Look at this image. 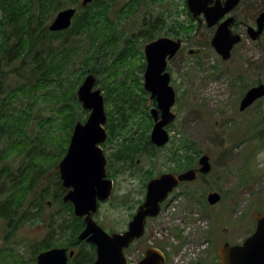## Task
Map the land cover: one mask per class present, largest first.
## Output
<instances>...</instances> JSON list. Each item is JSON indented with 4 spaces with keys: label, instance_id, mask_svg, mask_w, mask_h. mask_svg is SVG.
I'll return each instance as SVG.
<instances>
[{
    "label": "rangeland",
    "instance_id": "374dc122",
    "mask_svg": "<svg viewBox=\"0 0 264 264\" xmlns=\"http://www.w3.org/2000/svg\"><path fill=\"white\" fill-rule=\"evenodd\" d=\"M102 1L111 5L109 18L115 26L113 36L120 37L116 50L121 49L129 40V45L134 47L133 54L136 55L134 63L119 69L120 72L113 79H105L113 88L122 83L132 92L135 102L131 109L136 108L137 116L127 124V138L139 136L149 123L147 117H140V110L149 112L155 107L154 100L150 99L149 93L143 88L142 64L145 61L144 56L141 59V54L149 41L144 38L142 31L144 23L148 22L147 18L160 25V29H155V37L164 33L174 37V27L181 26L177 30L178 36L186 38V42L166 67L171 76L170 85L176 93V101L171 109L176 118L167 127L170 141L154 155L137 156L131 164L117 163L110 168V172L116 175L112 195L99 206L96 221L105 231L109 229L107 232L124 230L130 220L129 215L138 206L137 202L144 198L146 183L151 178L170 172L173 167V163L167 160L172 150L173 137L187 138L194 144L199 156L207 153L211 171L202 177L198 175L193 182L181 184L169 195L159 217L147 224V237L143 242L146 249L154 247L162 250L166 246L175 253L183 249L182 257L193 255L208 264L213 260L218 246L223 243H240L254 231L253 213L264 214V98L244 112L238 111L239 102L246 90L264 83V30L257 44L243 36L241 43L231 50L230 58L223 61L210 45L213 29L198 27L196 22H191L184 0H138V6L134 7L137 12L127 17L119 13L120 9L126 7L127 0ZM255 1L262 4L264 10V0ZM162 16L163 22L157 23V18ZM251 16L252 13L249 14ZM249 20L247 18L245 22ZM79 42L81 54L88 48L89 39L84 36ZM189 50H193V53L188 54ZM97 54L94 51V55ZM97 57L101 58V55ZM81 61L82 58L76 57L72 70L81 67ZM111 62L110 59L107 63L108 69L111 68ZM19 66V61L0 66L3 86L16 87L27 81V72ZM68 79H72L71 75ZM141 84L145 93L139 89ZM95 88H98L97 82ZM102 96L104 98L103 93ZM120 97L124 100L129 98L126 95ZM124 106L126 104L121 107ZM16 107L26 108L30 114L25 129L27 139L44 141L46 136L40 128L39 119L46 122L53 118L56 106L51 104L47 107L42 103L26 101L18 103ZM104 109L107 114V105H104ZM121 140L122 137L109 141L108 137L101 145L106 158L113 160L121 155L118 152ZM51 147L54 145L49 150ZM53 152H50L51 161L44 166L46 169L42 184L29 192L28 202L37 196L42 187H53L58 172L57 166L53 165L56 156ZM8 157L0 162V169L16 171L26 164V159L14 153ZM212 192L221 196L220 202L214 206L206 202L207 194ZM47 208H50V212L68 218L65 209L58 205ZM63 230L65 228L59 231L58 223L55 224V239L65 240L71 235L69 229L68 234L67 230L66 233ZM45 232L42 224H23L9 230L0 222V255L3 254L0 256V264H35L33 245L40 241ZM140 245L137 243L132 246L131 259L142 256L144 248ZM169 254L170 264H173L175 255L171 252Z\"/></svg>",
    "mask_w": 264,
    "mask_h": 264
},
{
    "label": "trees",
    "instance_id": "16d2710c",
    "mask_svg": "<svg viewBox=\"0 0 264 264\" xmlns=\"http://www.w3.org/2000/svg\"><path fill=\"white\" fill-rule=\"evenodd\" d=\"M80 1L0 0V66L19 61V68L28 74L27 81L16 87L3 86L0 81V162L13 153L26 159V164L16 171L0 169V200L5 202H20L31 187L40 183L46 169L44 166L51 161L52 150L56 155L53 165L57 166L65 155L75 123L84 122L88 115V112L81 110L76 97L78 86L88 74H93L98 79V88L104 95V103L108 108L106 129L109 141L122 137L118 150L121 155L115 157L117 163L131 164L135 157L154 155L159 150L149 142L151 120L147 110H140V117H147L149 121L141 134L125 137L127 124L137 116L136 108L131 109L135 102L132 92L122 83L113 88L105 80L113 79L120 72L119 69L134 63V47L129 45L130 41L127 40L126 45L116 50L120 37L113 36L115 26L109 18L111 5L108 2L94 0L82 7ZM135 6H138V0L127 3L124 9L119 10L120 15L129 16ZM67 7L77 9L69 29L49 32L47 25L54 15ZM174 28L176 30H173V33L178 35L177 30L181 26ZM84 36L89 39V45L80 54L79 41ZM111 48L114 51H109ZM94 51H97L101 58L97 57L98 54L94 55ZM76 57L82 58L81 67L72 70ZM110 59L111 68L108 69L106 66ZM141 59L143 60L142 54ZM144 67L143 63L142 71ZM69 75L71 80L68 79ZM141 87L142 84L139 89L145 93ZM125 95L129 98L124 100L120 97ZM26 101L42 103L47 107L51 104L56 106L53 118L46 122L39 119L40 128L46 136L44 141L27 139L25 129L30 121V114L28 109L16 107L18 103ZM124 104L126 106L121 107ZM173 138L172 150L167 156V160L173 163L170 172L181 173L194 169L196 158L200 154L194 149V144L184 137ZM2 144L5 146L1 147ZM52 145L54 147L49 150ZM59 184L56 172L55 185ZM13 208L4 206L6 213ZM9 216L10 213L7 214V220H10ZM81 228L82 224H73V237ZM60 240L62 239H55V242ZM60 243L61 241L55 246H61ZM93 258L94 252L91 256H86L87 260Z\"/></svg>",
    "mask_w": 264,
    "mask_h": 264
},
{
    "label": "water",
    "instance_id": "95a60500",
    "mask_svg": "<svg viewBox=\"0 0 264 264\" xmlns=\"http://www.w3.org/2000/svg\"><path fill=\"white\" fill-rule=\"evenodd\" d=\"M93 0H81L82 7ZM212 0H185L186 7L193 19L202 15L207 28L216 26L210 45L223 61L230 58L234 45L241 42V36L231 31L233 18L218 24L240 0H225L224 4L216 2L209 7ZM76 8L59 11L47 26L49 32H61L71 26ZM257 29L248 28L252 41H257L264 30V11L256 19ZM182 42L169 37H161L144 46L145 69L143 88L154 100L149 114L153 125L149 134L150 143L157 148L169 142L166 128L173 123L176 115L171 111L176 101V93L170 85L171 76L166 71L167 63L180 50ZM189 54L192 51L188 52ZM97 79L88 74L76 91L81 109L89 112L84 122L77 121L69 140L64 157L57 165L61 186L69 190L63 197L64 202H71L76 217H84L85 229L78 235V240H86L96 247V259L92 264H128L123 256V249L139 239L144 232L147 218L157 217L160 204L180 183L193 182L198 175L211 171L210 158L207 153L197 160V169H189L180 174L164 173L151 179L146 184L143 202L129 222L124 233H105L92 220L91 214L97 211V202L109 199L112 181L105 179L106 157L101 148L108 137L105 125L107 116L104 98L100 89L95 88ZM264 97V83L250 87L242 96L238 111L243 112L255 101ZM221 197L217 192L207 194L206 202L210 206L219 203ZM256 222L254 232L238 244L223 243L217 248L219 264H264V214L253 213ZM64 248H53L39 253L37 264H66ZM72 253H70V256ZM164 254L156 248L146 249L144 256L136 264H164ZM202 264V263H194Z\"/></svg>",
    "mask_w": 264,
    "mask_h": 264
},
{
    "label": "flooded vegetation",
    "instance_id": "af4514ba",
    "mask_svg": "<svg viewBox=\"0 0 264 264\" xmlns=\"http://www.w3.org/2000/svg\"><path fill=\"white\" fill-rule=\"evenodd\" d=\"M253 1L254 0H240L238 2V4L229 13L224 15L219 20L218 24L222 23L223 21H225L229 18H233V24L231 26V31L234 34L240 35L241 41H242L243 36H245L251 40L250 36L248 35V28H252L254 30L257 29L256 19L259 16V14L264 11L262 4H257L256 1L255 2H253ZM127 2H128V4H131V3L135 2V0H127ZM184 2H185V0H184ZM216 2H220V4L223 5L225 0H212L211 3L209 4V7H212L213 5H215ZM185 5H186V3H185ZM258 5H259V7H258ZM186 9H187V7H186ZM136 12H137L136 9L133 8L130 15H133ZM187 12H188V10H187ZM250 13H252L251 17H249ZM247 18L250 19L248 23L245 22V20ZM191 19L193 20L191 22H193V23L196 22L198 27H202V26L206 27V24L204 22V18L202 15L199 16V19H193L192 17H191ZM163 20H164L163 16L160 18H157V23H161V22H163ZM147 21L148 22L146 24L144 23L145 28H143L144 30L142 32L145 35L144 38L148 39V41H149L148 43H151L152 41L157 40L158 38H161V37H169V38L174 39V40L180 39L182 42V46H181L180 50L182 49V47L184 46V44L186 42V38L179 37L178 35H174V37H172L171 35H168L166 33H164L162 36L155 37L156 36L155 35V29H156V27H159V29H160V25H156V24L152 23L151 20L148 18H147ZM216 28L217 27L214 26V27L208 28V29H211V30L213 29V32L215 33ZM239 29H242L243 32H240ZM136 38H137V36H136ZM260 38H261V35L257 41H252V40L251 41L257 44L258 42H260ZM148 43H146V44H148ZM238 44H236V45H238ZM236 45H234V46H236ZM234 46H233V48H234ZM143 49H144V47H143ZM180 50L176 53V55L180 52ZM189 51H192V53H193V50H189ZM189 51H187V52H189ZM143 56H144V53H143ZM144 61H145V57H144ZM167 65H168V63H167ZM109 158H106L107 161H106V168H105L106 169L105 179L111 180L112 184L114 186V179H115L116 175H114L110 172V168H112V166L116 165L117 161H116V159L112 160V158H110V159ZM117 173H118V171H117ZM42 179H41L39 184L35 185L34 187H31V189L28 191L25 199L20 200V202L12 203V202H5L4 200H0V222L5 224L6 228H8L9 230L17 229L19 226H21L23 224H34L35 223V224H42L44 226L45 231H46L45 234L40 239V241L35 242V244L33 245V249H32V254L35 255L34 256L35 257L34 258L35 264H37L36 257L39 253L46 252V251L53 249V248H64L65 249V251H66V253H65L66 254V264H92L96 259V247L93 244L86 242V240H82V241L78 240V235L85 229L86 224L84 222V217H76L74 215L72 203L63 201L64 195L69 190H66L61 186V182L59 180V172H58V181L60 182L59 186H56L54 183L52 188H49L48 186L42 187L40 189V191L38 192L37 196L32 201H29V202L27 201V196H28L29 192H32L35 188L39 187L42 184V181H43ZM55 179H56V174H55ZM112 190H113V188H112ZM2 195L4 196L5 193H3ZM111 195H112V192H111ZM111 195H110V197H111ZM110 197H109V199H110ZM144 197H145V194H144ZM48 199H50V200L48 201ZM108 200L103 201V202H101V201L97 202V211L95 213L91 214V218L96 223V225L99 226L107 234L124 233L128 227L129 222L132 220V217L136 213L137 208L143 202L144 198L142 201L137 202L138 206L136 208H134L133 212L129 215L130 220L128 221L125 229L120 230L118 232H113V231L107 232L109 229L107 231H105L102 228L101 224L96 221L97 213L99 211V206L101 204L106 203ZM165 201L160 204V213L162 211V208L164 207ZM6 205L10 206V207H14V208L11 211L6 213V211L4 209V206H6ZM57 205L60 206L61 208L65 209V212H67L68 218H65L64 216H62L60 214H55V212H50V208H47L50 206L55 207ZM8 213H10V216H9L10 220H7V218H6ZM151 220H153V219H151V218L146 219L143 235L139 239L132 242L128 247L123 249L122 252H123V256L125 257L126 263L136 264L144 256L146 248H145L143 241L147 237V224ZM56 223H58V230L59 231L62 232V229H64V228H65L64 233H66L67 229H69L71 231V235L69 237L65 238V240H64V238L62 240H60L61 246H55L56 243L60 242V241L55 242L54 234H55V224ZM76 223L82 224V228L79 231V233L75 237H73L72 236L73 231H74L73 230V224H76ZM69 230H67V234L69 233ZM137 243L141 244L140 246L142 248H144V251H143L141 257H138L136 259H131L130 253L132 251V246L134 244H137ZM88 251H89V254H87ZM93 252H94V258L92 260H87L86 256H88V255L91 256ZM70 253H72L71 256H70ZM2 255H0V256H2ZM166 261H167V259L165 257V262ZM210 261L211 262L209 264H213L216 262L218 263L217 250H216V254L213 256V260H210Z\"/></svg>",
    "mask_w": 264,
    "mask_h": 264
},
{
    "label": "built area",
    "instance_id": "2783aa9c",
    "mask_svg": "<svg viewBox=\"0 0 264 264\" xmlns=\"http://www.w3.org/2000/svg\"><path fill=\"white\" fill-rule=\"evenodd\" d=\"M193 255L191 256H187L183 259H180L181 257L180 256H175L173 258V264H186L188 261H190L191 259H193Z\"/></svg>",
    "mask_w": 264,
    "mask_h": 264
}]
</instances>
